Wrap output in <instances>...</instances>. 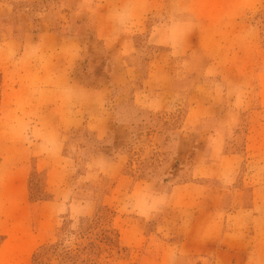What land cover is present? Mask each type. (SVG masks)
Returning a JSON list of instances; mask_svg holds the SVG:
<instances>
[{
  "label": "rangeland",
  "instance_id": "rangeland-1",
  "mask_svg": "<svg viewBox=\"0 0 264 264\" xmlns=\"http://www.w3.org/2000/svg\"><path fill=\"white\" fill-rule=\"evenodd\" d=\"M264 264V0H0V264Z\"/></svg>",
  "mask_w": 264,
  "mask_h": 264
},
{
  "label": "crops",
  "instance_id": "crops-1",
  "mask_svg": "<svg viewBox=\"0 0 264 264\" xmlns=\"http://www.w3.org/2000/svg\"><path fill=\"white\" fill-rule=\"evenodd\" d=\"M248 264H251V262L249 261V263Z\"/></svg>",
  "mask_w": 264,
  "mask_h": 264
}]
</instances>
